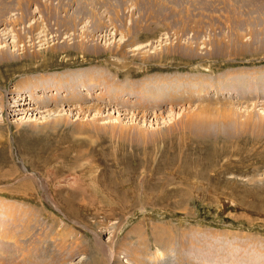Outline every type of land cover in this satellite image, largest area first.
Returning <instances> with one entry per match:
<instances>
[{"label": "rangeland", "instance_id": "obj_1", "mask_svg": "<svg viewBox=\"0 0 264 264\" xmlns=\"http://www.w3.org/2000/svg\"><path fill=\"white\" fill-rule=\"evenodd\" d=\"M4 52L0 264H264V0H0Z\"/></svg>", "mask_w": 264, "mask_h": 264}, {"label": "bare ground", "instance_id": "obj_2", "mask_svg": "<svg viewBox=\"0 0 264 264\" xmlns=\"http://www.w3.org/2000/svg\"><path fill=\"white\" fill-rule=\"evenodd\" d=\"M3 21V20H2ZM1 55V58L0 59H2V60H4L5 62L6 61H8L9 59H8V57H6L5 56V52L4 53H1L0 54ZM38 83H34V85H37ZM39 84H40V82H39ZM43 84V83H42ZM43 88H48V87H46L45 85H43ZM87 90V89H86ZM103 90V89H102ZM101 90V91H102ZM70 95V94H69ZM17 96H19V95H17ZM175 96V95H174ZM24 98H25V96H24ZM20 99H22L21 98V96L19 97V98H17V100L18 101H16V103H13L12 104V106H17V108L16 109H13V110H20V108L18 107V105H21V102L19 101ZM68 99V98H67ZM26 101H27V99H26ZM42 102V101H41ZM23 103V102H22ZM43 103V102H42ZM11 108H13V107H11ZM22 253V252H21ZM157 256H158V254H157ZM156 257V256H155ZM9 258V260H12V259H14V257H8ZM21 258V257H20ZM18 260V259H17ZM9 262V261H8Z\"/></svg>", "mask_w": 264, "mask_h": 264}]
</instances>
